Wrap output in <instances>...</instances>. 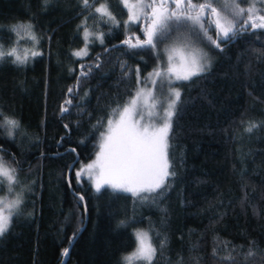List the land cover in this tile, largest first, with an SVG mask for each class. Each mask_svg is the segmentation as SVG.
Returning a JSON list of instances; mask_svg holds the SVG:
<instances>
[{
	"label": "trees",
	"instance_id": "1",
	"mask_svg": "<svg viewBox=\"0 0 264 264\" xmlns=\"http://www.w3.org/2000/svg\"><path fill=\"white\" fill-rule=\"evenodd\" d=\"M105 3L119 27L84 10L81 0H0V111L19 122L9 137L0 126V157L16 170L22 197L0 236V264H60L65 249L64 264H126L132 229L150 228L153 264H220L232 246L244 264L241 246L247 253L252 242L248 264H264V29H249L222 50L203 44L210 70L178 83L182 104L169 149L175 176L155 203L107 187L96 192L86 179L77 183L73 170L67 180L75 156L73 169L94 155L107 118L135 92L136 69L143 79L158 61L122 44L143 34L124 27L120 0L95 7ZM252 4L264 14V0L240 6ZM84 27L104 33V43L91 42L78 58ZM15 56L26 63H12ZM251 123L260 126L246 132Z\"/></svg>",
	"mask_w": 264,
	"mask_h": 264
},
{
	"label": "snow or ice",
	"instance_id": "2",
	"mask_svg": "<svg viewBox=\"0 0 264 264\" xmlns=\"http://www.w3.org/2000/svg\"><path fill=\"white\" fill-rule=\"evenodd\" d=\"M96 2L98 0H92L91 3L90 0H81L84 10L94 8V14L98 15L104 23L111 22L119 27L120 21L116 20L109 11L107 4L95 7ZM120 2L128 15V19L123 22L124 27L131 29L132 25H136V31L141 32L144 37L141 39L138 35H131L123 40L122 44L133 50L151 51L158 61L162 59V56H166V62L163 65L158 63L148 74L146 80H150L152 88L147 93L140 87L121 110L113 109V118L108 119L106 131L100 133L99 150L95 152V159L91 163L81 164L74 175L77 183L85 178L89 180L96 192H100L107 186L113 191L130 194L138 202L151 200L155 203L156 198L169 187L170 178L175 176L169 149L172 146L170 133L173 117L177 115L179 106L182 104L177 82L192 81L194 77L203 76L211 68L207 53L196 50L185 52L184 47L160 48L159 46L172 41L177 33H187L209 47L222 50V43L229 42L249 29L253 31L264 29V14H259L260 10L255 7V4L247 9L241 7L240 3L243 0H224V8L229 10L227 13L213 6L217 0H203V2L200 0H120ZM87 19L88 17L85 18L84 23ZM28 27L31 28V25ZM210 32L215 34V38L209 35ZM83 33L85 49L75 51L73 55L76 57L88 54V37L92 34L86 27L83 28ZM176 38L179 39L178 36ZM32 39L35 40L36 37L33 36ZM96 39L103 44L104 33H99ZM2 47L3 45L0 44V48ZM14 54L15 49L8 52L7 56L12 57ZM134 54L139 55L140 52ZM39 55L41 53L38 51L32 53L33 57ZM4 57L5 53L0 51V63L4 62ZM12 63L22 65L26 63V60L15 56ZM99 66L98 63L95 65L97 68ZM81 67L84 66L81 65ZM81 75L86 76L87 73L82 72ZM136 82L138 86L143 82L138 68ZM157 86L161 92L164 91L165 86L168 88L167 97L163 102H158L155 98ZM68 92H73V89L69 88ZM142 96L144 99H141ZM65 103L71 104V101L68 100ZM61 111L68 112L69 108L62 107ZM0 118L12 129L19 128V122L4 117L2 111H0ZM102 124L103 121L98 122V125ZM258 126L260 125L251 123L245 131L251 133ZM67 127L65 125V128ZM3 151L0 148V152ZM67 151L74 153L76 150L69 148ZM15 171V169L11 171L7 169L0 158V176L7 177L9 184L15 181ZM0 190H3L2 186ZM11 190L9 187V191ZM80 199L84 198L80 197ZM0 203L3 204V207H0V236H2L9 228L11 216L18 211L22 197L17 195L9 203H3V201ZM5 209L8 210L7 215L4 214ZM121 226L127 225L121 222ZM149 231L138 230L134 233L138 242L137 247L123 258L126 264H133L134 260L153 264L157 248L153 246ZM252 245L247 253L241 246L240 255L243 257L244 264H248V260L256 255L255 242H252ZM163 247L164 244L161 243L160 248ZM235 251L236 246H232L226 257H219L220 264H240L233 255ZM67 254L68 249H65L64 255ZM213 256L217 258L215 251Z\"/></svg>",
	"mask_w": 264,
	"mask_h": 264
},
{
	"label": "rangeland",
	"instance_id": "3",
	"mask_svg": "<svg viewBox=\"0 0 264 264\" xmlns=\"http://www.w3.org/2000/svg\"><path fill=\"white\" fill-rule=\"evenodd\" d=\"M200 2H203V0H200ZM99 6L100 5H98L96 7H99ZM213 6L217 7L218 9H221L224 13H227L229 11L228 9L224 8V0H217V2L214 3ZM127 19H128V16H127V18L124 21H126ZM81 32H82L81 35L83 37V44H82L83 46L79 50L85 49L84 33H83V31H81ZM89 33H91L92 35H90L88 37L87 50H88V46H89L88 44H90L91 42H94V41L100 42L98 39H96V36L98 35L97 33H94L91 30L89 31ZM209 35H212V33L210 32ZM177 36L179 37V39L176 38ZM203 44L207 46L206 43H201V42L197 41V39L194 36H191L190 34H187V33H177L176 36H174V39L172 41H168L165 44L160 45L159 47L160 48H168V47H173V46H175V47H184L185 52H189V51L196 50V51H200V52H203V53H207L209 59L211 60V55H210V53H208V49L206 47H204ZM185 45H187V46L185 47ZM207 47L208 48H212V47H209V46H207ZM79 50H76V51H79ZM81 57H78V58H81ZM165 62H166V56H162V59L159 60V61H157V64L160 63L161 65H163ZM157 64H156V66H157ZM153 69L146 74V77L145 78L141 79L143 82L139 86L137 85V88H136L135 91H137L138 88L142 87V88H144L145 93H147V91L152 88V85H151L150 80H146V78L148 77V74L153 71ZM178 83L179 82H177V86H178ZM167 92H168L167 86H165L163 92H161L160 89H159V86H157V88L155 90V93H154L156 100L158 102H163L166 99V97H167ZM141 99H144V96H142ZM149 102H151V98H149ZM122 107L119 108L118 110H121ZM110 118H113L112 114L107 118V121ZM107 121H106L105 127L103 129L104 131H106ZM0 126L3 129V131H4V134L7 135V137L12 136L13 129L10 126H8V125H6L4 123L2 118H0ZM98 141H100V138H99ZM98 145H99V142H98ZM98 145H97V148H96V151L95 152H97L99 150ZM0 156H1V153H0ZM0 158H2V157H0ZM94 159H95V153H94V155H92V157H90L89 159H87L85 162H78L77 165L75 166V168L73 169V174L75 173V171H78L80 169L81 164L91 163L92 160H94ZM2 161H3L4 166L7 169H9L10 171L12 169H14V167L8 165L3 159H2ZM14 175H15V181L12 182L11 184H9V182L7 180V177L0 176V182H2V184H0V186H2V189H3L1 191V193H0V201H3V203H9L11 200L15 199L17 195H19V193H18L19 191L15 187V184H16V181H17L16 172H15ZM88 182L92 186L93 190H95L94 185L89 180H88ZM9 187H11V189H12L11 191H9ZM105 187H107V186H105ZM116 192H119V191H116ZM0 207H3V204L2 203H0ZM4 214L5 215L8 214V210L7 209H5V213ZM138 230H142V229H132V235L134 236L135 243H134L133 249L131 251H129V252L125 253L124 255H122V262H124V259L123 258L126 255L132 253L135 250V248L137 247V243L138 242L136 240V237H135L134 233L136 231H138ZM143 231H145V230L143 229Z\"/></svg>",
	"mask_w": 264,
	"mask_h": 264
},
{
	"label": "water",
	"instance_id": "4",
	"mask_svg": "<svg viewBox=\"0 0 264 264\" xmlns=\"http://www.w3.org/2000/svg\"><path fill=\"white\" fill-rule=\"evenodd\" d=\"M78 160V156L76 155L75 156V160L72 162V163H70V166L68 167V169L66 170V178H67V180H68V178H69V174H70V171L71 170H73V167H74V163H75V161H77ZM75 238V237H74ZM74 241V240H73ZM66 256L67 255H63V257L61 258V260H60V264H64V259L66 258Z\"/></svg>",
	"mask_w": 264,
	"mask_h": 264
}]
</instances>
